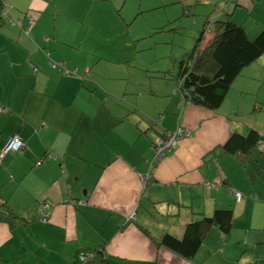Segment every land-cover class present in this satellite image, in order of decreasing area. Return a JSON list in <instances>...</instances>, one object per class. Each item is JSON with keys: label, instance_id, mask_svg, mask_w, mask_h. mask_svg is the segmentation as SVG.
I'll use <instances>...</instances> for the list:
<instances>
[{"label": "crops", "instance_id": "0c3cea01", "mask_svg": "<svg viewBox=\"0 0 264 264\" xmlns=\"http://www.w3.org/2000/svg\"><path fill=\"white\" fill-rule=\"evenodd\" d=\"M226 1L212 0L216 14L197 20L199 39L209 25L210 42L215 24L229 19L250 39L263 32L264 0ZM81 9L0 0V199L20 218L0 223V264H76L87 251L97 254L88 264H264V163L257 148L222 149L234 134L264 136L256 123L243 124L264 107V56L242 71L219 109L197 107L180 86L139 90L103 80L101 54L68 29ZM180 128L192 137L145 185L154 144ZM16 135L24 151L5 154ZM233 190L245 199L237 203ZM45 202L52 208L44 224ZM217 210L234 212L228 237L210 229L192 260L161 246Z\"/></svg>", "mask_w": 264, "mask_h": 264}, {"label": "rangeland", "instance_id": "374dc122", "mask_svg": "<svg viewBox=\"0 0 264 264\" xmlns=\"http://www.w3.org/2000/svg\"><path fill=\"white\" fill-rule=\"evenodd\" d=\"M41 1L79 4L83 9L76 15L79 18L70 21L69 32L76 38L83 34L85 46L91 45L93 52L101 54L103 80H121L123 86L129 83L139 90L156 85L173 86L175 92L179 88L180 63L189 58L200 36L197 20L207 21L216 14L212 0ZM251 98L256 102L257 98ZM251 119L243 124L256 123L264 128V107L253 110ZM254 151L264 163V144Z\"/></svg>", "mask_w": 264, "mask_h": 264}, {"label": "trees", "instance_id": "16d2710c", "mask_svg": "<svg viewBox=\"0 0 264 264\" xmlns=\"http://www.w3.org/2000/svg\"><path fill=\"white\" fill-rule=\"evenodd\" d=\"M215 26V37L206 41L208 25L189 58L179 66L180 93L186 102L209 110L219 109L242 71L264 56V30L255 39H250L244 28L230 19L217 22ZM262 144L264 136L251 131L248 135L234 134L222 149L231 154L247 155ZM0 208V223L14 224L20 220L1 199ZM234 223L232 210H217L212 217L188 224L182 239L165 236L161 246L192 260L210 229L216 228L228 237Z\"/></svg>", "mask_w": 264, "mask_h": 264}, {"label": "built area", "instance_id": "2783aa9c", "mask_svg": "<svg viewBox=\"0 0 264 264\" xmlns=\"http://www.w3.org/2000/svg\"><path fill=\"white\" fill-rule=\"evenodd\" d=\"M6 13H11L10 8H6ZM31 25H34V22H31ZM29 33V32H28ZM209 33V32H208ZM158 122V119L155 120ZM192 132L190 129L180 128L174 132H167L163 138H160L153 146V159L149 163V173L144 177V184L146 185L150 179L151 174H153L155 168L160 165V163L172 152L174 148L184 139L191 138ZM25 149V142L19 135L12 137L7 144L5 145L4 152L5 154H21ZM62 158L61 156H54ZM42 162L38 163V166H41ZM232 195L235 198L237 203L242 202L245 198V195L239 191L233 190ZM76 204V203H74ZM51 206L49 203H42L38 208V217L41 223H48L50 220V210ZM96 253L87 251L81 252L78 256V262L76 264H88L96 258Z\"/></svg>", "mask_w": 264, "mask_h": 264}]
</instances>
